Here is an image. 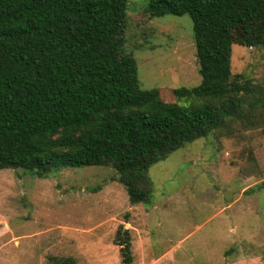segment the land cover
Here are the masks:
<instances>
[{"label": "rangeland", "instance_id": "rangeland-1", "mask_svg": "<svg viewBox=\"0 0 264 264\" xmlns=\"http://www.w3.org/2000/svg\"><path fill=\"white\" fill-rule=\"evenodd\" d=\"M149 1L128 0L124 52L143 89L175 101L202 80L193 21L151 17ZM243 32L231 65L250 80L240 115L150 168L153 203L133 204L109 166L1 169L0 264H264V29Z\"/></svg>", "mask_w": 264, "mask_h": 264}, {"label": "trees", "instance_id": "trees-1", "mask_svg": "<svg viewBox=\"0 0 264 264\" xmlns=\"http://www.w3.org/2000/svg\"><path fill=\"white\" fill-rule=\"evenodd\" d=\"M127 10L128 0H0V170L109 166L133 204H151L150 168L240 115L251 88L232 73V46L238 28L264 29V0L149 1L151 17L193 21L202 80L173 89L175 101L141 87L124 52Z\"/></svg>", "mask_w": 264, "mask_h": 264}]
</instances>
